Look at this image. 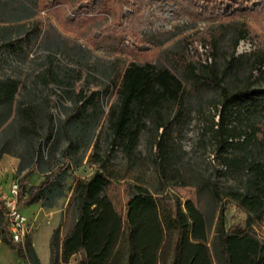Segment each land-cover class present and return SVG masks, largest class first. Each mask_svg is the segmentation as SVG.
<instances>
[{
  "label": "rangeland",
  "instance_id": "1",
  "mask_svg": "<svg viewBox=\"0 0 264 264\" xmlns=\"http://www.w3.org/2000/svg\"><path fill=\"white\" fill-rule=\"evenodd\" d=\"M11 1L18 4L21 14L10 17L0 11V78L18 80L20 89L8 108L10 119L0 129V149L19 161L10 185L19 183L21 206H26L21 211L28 216L26 241L34 253L28 250L21 264H33L34 257L50 264L53 232L58 230L63 240L75 222L74 209L69 205L72 189L78 181H88L96 174L110 180V199L123 218L129 185L136 184L140 176L143 187L155 199L172 206L180 204L182 208L192 201L209 223L210 244L220 214L228 231H246L247 215L235 204L217 202L204 186L163 181L150 161L156 149L152 148L149 134L141 138V160L136 167L128 164L121 149L111 151L105 167L92 164L88 161L92 143L80 166L68 171L65 196L53 208L41 203L27 205L25 193L47 181L48 171L64 162L62 152L69 141L60 126L72 113L79 90L106 88L110 77L132 62L167 67L186 86L188 64L205 65L207 54L223 75V86L231 91L247 84L252 72L253 79L258 77L253 67L264 53V0H125L127 4L117 0ZM245 27L248 36L234 49L239 30ZM201 46H207L208 52H203ZM242 55L234 67L229 65L233 57ZM255 84L259 87L262 81ZM199 96L191 98L194 110L181 138L183 171L188 176L201 175L226 189L235 184V179L222 169L219 160L214 161L218 154L211 129L215 108L221 109L225 100L219 87L206 88ZM116 99L115 91L102 96L105 113ZM25 110H32L37 131L27 129L23 123ZM52 127L58 140L51 146L43 140L48 139ZM99 131L100 128L96 133ZM83 150L81 147L77 156ZM100 152H110L106 142ZM36 159L38 169L25 179ZM253 234L264 239V221L254 225ZM80 260L81 255L76 254L67 264H78Z\"/></svg>",
  "mask_w": 264,
  "mask_h": 264
},
{
  "label": "trees",
  "instance_id": "2",
  "mask_svg": "<svg viewBox=\"0 0 264 264\" xmlns=\"http://www.w3.org/2000/svg\"><path fill=\"white\" fill-rule=\"evenodd\" d=\"M117 1L127 4L125 0ZM0 11L10 17L21 14L18 4L11 0H0ZM247 36L246 27L239 30L234 49ZM243 57H233L229 65L234 67ZM253 69L258 77L253 79L252 72L247 84L231 91L223 86V75L213 64L198 67L190 62L186 86L167 67L132 62L112 75L106 88L79 90L72 113L66 115L60 126V132L69 141L62 152L64 162L48 171L47 181L25 193L27 205L41 203L53 208L65 196L68 171L80 166L92 143L93 152L88 160L92 164L105 167L111 151L121 149L128 164L136 167L141 160V138L149 134L152 148L156 149L150 161L160 178L167 183L204 186L217 202L235 204L247 215L245 232L228 231L220 214L210 244L209 223L192 201L182 208L180 204L172 206L155 199L143 187L140 176L136 184L129 185L123 218L110 199V180L96 174L88 181H78L72 189L69 205L74 209L75 222L63 240L58 230L53 232L50 264H67L76 254L81 255L78 264H264V239L253 234L254 225L264 221L263 52ZM257 80L262 81L259 87L255 86ZM210 87L221 88L225 100L221 109L215 108L211 129L218 154L214 161L219 160L222 169L235 179V184L226 189L201 175L188 176L180 155L181 138L194 110L191 98ZM19 89L18 80L0 78V129L10 119L8 108ZM111 91L116 92L117 99L105 113L102 96ZM22 116L27 129L37 131L32 110H25ZM55 135L52 127L48 139L43 141L52 146L58 140ZM103 142L110 152H100ZM81 147L84 152L77 156ZM7 153L0 149V158ZM38 167L36 159L25 179ZM0 234L4 239L7 235L5 241L12 245L1 201ZM12 247L20 258L28 250L33 253L27 241ZM33 264L41 263L34 257Z\"/></svg>",
  "mask_w": 264,
  "mask_h": 264
},
{
  "label": "built area",
  "instance_id": "3",
  "mask_svg": "<svg viewBox=\"0 0 264 264\" xmlns=\"http://www.w3.org/2000/svg\"><path fill=\"white\" fill-rule=\"evenodd\" d=\"M203 52H208V47H200ZM213 58L206 55L203 64L210 65ZM21 198L23 199L19 183L12 182L7 193L0 194V201L4 211L5 223L11 240L15 244H24L29 235L28 217L21 211Z\"/></svg>",
  "mask_w": 264,
  "mask_h": 264
},
{
  "label": "crops",
  "instance_id": "4",
  "mask_svg": "<svg viewBox=\"0 0 264 264\" xmlns=\"http://www.w3.org/2000/svg\"><path fill=\"white\" fill-rule=\"evenodd\" d=\"M19 165V161L17 158L3 155L0 158V193H7L10 187V182L12 177L14 176V172ZM28 207V206H27ZM22 209H26L22 207ZM27 216V215H26ZM28 217V216H27ZM33 246L36 249L35 242ZM40 263L44 264L40 259ZM0 264H21V258L18 256L17 251L11 248L4 237L0 234ZM49 264V262H48Z\"/></svg>",
  "mask_w": 264,
  "mask_h": 264
}]
</instances>
